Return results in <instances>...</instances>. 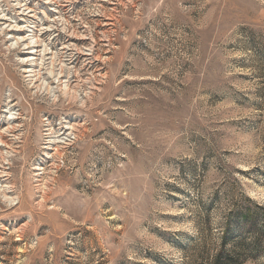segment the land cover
<instances>
[{
	"label": "rangeland",
	"instance_id": "374dc122",
	"mask_svg": "<svg viewBox=\"0 0 264 264\" xmlns=\"http://www.w3.org/2000/svg\"><path fill=\"white\" fill-rule=\"evenodd\" d=\"M67 16L76 34L46 38L76 44V100L54 77L29 87L0 34V193L16 198L0 197V264H209L229 227L241 264H264V0H81Z\"/></svg>",
	"mask_w": 264,
	"mask_h": 264
},
{
	"label": "bare ground",
	"instance_id": "6f19581e",
	"mask_svg": "<svg viewBox=\"0 0 264 264\" xmlns=\"http://www.w3.org/2000/svg\"><path fill=\"white\" fill-rule=\"evenodd\" d=\"M60 2H63L64 3L63 5L67 6L70 3V0H46L47 4H51V6H52L51 10L59 11V12L62 11V9L57 10V8H55L54 6L57 5V7H58ZM19 4H20V1H19ZM23 6L28 7V4L26 3ZM2 10L3 9H1V5H0V34L1 35L5 34V35H7V38H11L10 39V45L7 48L11 49L15 52L17 51V53H19V57L17 58V60L20 61L19 63L21 64L23 72L25 73L24 78L27 81V83L29 84V87L34 88L37 92H41L45 88H47L45 90L48 91V87H46V85H45V84H47L46 80H50L51 78H49V77H54V78H56V80H58V83H60L61 85H64V87L58 86V88H59L58 91L61 90L63 95H67L69 97V99L76 100V96H77L76 95V85L74 87H71V83L69 82L68 77L66 76L67 70L64 68L65 66L71 65L72 63H74L73 59L75 58V55H74L75 53L73 51L76 50V44H72L70 42L64 43L63 44L64 46L61 48L62 51L61 50L59 51V50H56L55 43L51 42L50 39L47 40V38H46V36L49 34V32L52 31L53 27L55 28V24H56L57 19H53V24H54L53 26L49 25L47 28H41L39 31L40 33L38 35H36V31L34 30L35 26H33L31 24L34 21L31 18H29V17H33L36 15L31 14L30 16H28V17L26 16V18H25V17H22L25 15L23 13H20L21 10H19L18 15H20V17L14 18V17H12V15L10 13L4 14L3 12H1ZM13 19H16V22H15L16 24L13 22ZM61 20H62V18H61ZM21 21H24L25 24H22ZM64 30H67V29L64 28ZM24 31H26L28 33L27 34H26V32L22 33ZM75 34L76 33H73V35H75ZM11 40H13L12 43H11ZM25 52H27L31 55L26 56V57H24V55L23 56L20 55L21 53H25ZM64 56H67V60H65V61L63 60ZM66 61H68L69 64L65 63ZM43 65L47 67L46 72H43L39 68L41 66L44 67ZM50 87H52V86H50ZM52 90H53V88H52ZM54 91H56V90H54ZM58 91H56V92H58ZM55 96L57 98L58 95H55ZM83 102H84V100H83ZM17 118L18 117L16 116L14 118L10 117L7 119V122L9 121L8 122V128L14 126V123H15L14 120H16ZM6 130H7V128H6ZM48 130H51V128H49ZM52 134H54V133L51 131L50 135H52ZM67 135L68 136L70 135V131ZM5 137H7V136H5ZM8 139H7V141H8ZM1 143L2 142L0 141V148H2V146H4V145L7 146L6 143H2V144ZM3 149L4 150H1L4 152L3 156L5 158L6 157L9 158L10 157V153H8L9 151H7L6 148H4V147H3ZM6 153H8V154H6ZM5 154L7 156H5ZM0 155L2 157V154H0ZM6 163L7 162H5L4 164H6ZM3 168H6V167H2L1 170H3ZM6 170H7V168L5 169V171H2V173L4 172V174H2L1 178L2 177L5 178V176H7ZM8 171H10V169ZM6 180H8V179H4L2 182H5ZM5 187L6 188L12 187V185L8 186V183H7ZM10 191H9V193H10ZM0 197H1V199L3 198V199H5V201H8V202H12V201L16 200L15 197L8 195L6 190H4L3 192L0 193Z\"/></svg>",
	"mask_w": 264,
	"mask_h": 264
},
{
	"label": "built area",
	"instance_id": "2783aa9c",
	"mask_svg": "<svg viewBox=\"0 0 264 264\" xmlns=\"http://www.w3.org/2000/svg\"><path fill=\"white\" fill-rule=\"evenodd\" d=\"M4 1L5 0H0L1 9H3L1 12H3L4 14L10 13L12 15V17H14V18L20 17V15H18V14H19V10H21L20 13H23L25 15L22 17L26 18V16L28 17L31 14L36 15L33 17H29L34 21L35 26H36V28H35L36 30L41 29V28H47L49 25L53 26L54 25L53 19H57L56 24H55V28L53 27L52 31H50L49 33H56V34L59 33V35H61V36L63 34L64 37H70L69 35H71V33L72 34L76 33V28L74 26L76 19L73 22V20L67 15L72 11L73 5H75V4L78 5L81 2V0H71L73 2L70 1L71 5L69 3L67 5V7H65L66 5H63L64 4L63 2H60L58 7H57V5L54 6L55 8H57V10L62 9V12L51 10L52 6H51V4H47L46 0H18V1L17 0H9V4H8V6L10 7L9 9H6ZM19 1H20V4H19ZM26 3L28 4V7L23 6ZM36 5L37 6L41 5V6L45 7L46 9H49L51 11V12H49V14L51 13L49 15V16H51V18L47 19V23L45 22V20H46L45 18L47 17L46 11L43 10L42 8H38ZM38 10H39V13L41 15L40 14L38 15ZM61 18H62V20H61ZM23 24H25V22ZM64 28H66L67 30H64ZM6 161L7 160H3L1 155H0V162H3V165H10L8 161L6 164H4ZM2 167H5V166H2ZM6 168H9V167H6Z\"/></svg>",
	"mask_w": 264,
	"mask_h": 264
},
{
	"label": "trees",
	"instance_id": "16d2710c",
	"mask_svg": "<svg viewBox=\"0 0 264 264\" xmlns=\"http://www.w3.org/2000/svg\"><path fill=\"white\" fill-rule=\"evenodd\" d=\"M235 217V224L240 229V232L245 226L250 227V229H254L256 226L254 215L251 213V211H245L244 209L239 210L236 212ZM234 232H236L235 229H230V227L228 230L224 231L221 248L219 249L218 253L209 261V264H241L246 259H248L249 254L244 247V243L242 241L235 242L233 239L235 237ZM233 240L234 242L231 244L230 241ZM229 242L231 244L230 247H228ZM183 264H187V262Z\"/></svg>",
	"mask_w": 264,
	"mask_h": 264
}]
</instances>
